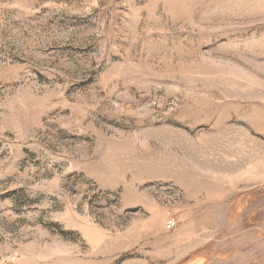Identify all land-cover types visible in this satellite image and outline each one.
Segmentation results:
<instances>
[{
	"label": "rangeland",
	"instance_id": "374dc122",
	"mask_svg": "<svg viewBox=\"0 0 264 264\" xmlns=\"http://www.w3.org/2000/svg\"><path fill=\"white\" fill-rule=\"evenodd\" d=\"M0 264H264V0H0Z\"/></svg>",
	"mask_w": 264,
	"mask_h": 264
},
{
	"label": "built area",
	"instance_id": "2783aa9c",
	"mask_svg": "<svg viewBox=\"0 0 264 264\" xmlns=\"http://www.w3.org/2000/svg\"><path fill=\"white\" fill-rule=\"evenodd\" d=\"M171 225H174V223L172 222V223L170 224V226H171Z\"/></svg>",
	"mask_w": 264,
	"mask_h": 264
}]
</instances>
